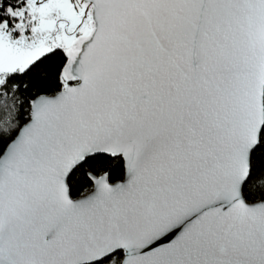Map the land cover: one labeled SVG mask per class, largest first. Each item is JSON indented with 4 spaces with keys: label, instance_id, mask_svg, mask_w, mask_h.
<instances>
[{
    "label": "snow or ice",
    "instance_id": "snow-or-ice-1",
    "mask_svg": "<svg viewBox=\"0 0 264 264\" xmlns=\"http://www.w3.org/2000/svg\"><path fill=\"white\" fill-rule=\"evenodd\" d=\"M0 264H264V0H0Z\"/></svg>",
    "mask_w": 264,
    "mask_h": 264
}]
</instances>
